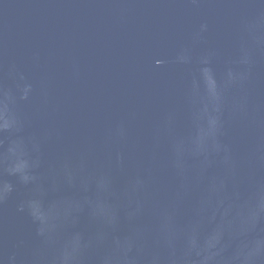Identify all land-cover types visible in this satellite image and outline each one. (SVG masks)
I'll list each match as a JSON object with an SVG mask.
<instances>
[{"label": "water", "instance_id": "water-1", "mask_svg": "<svg viewBox=\"0 0 264 264\" xmlns=\"http://www.w3.org/2000/svg\"><path fill=\"white\" fill-rule=\"evenodd\" d=\"M0 264H264V0H0Z\"/></svg>", "mask_w": 264, "mask_h": 264}]
</instances>
